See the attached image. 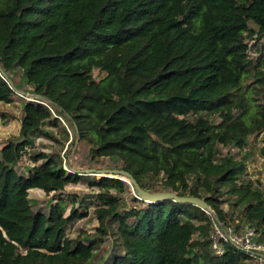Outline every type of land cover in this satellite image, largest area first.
I'll list each match as a JSON object with an SVG mask.
<instances>
[{
    "label": "trees",
    "instance_id": "trees-1",
    "mask_svg": "<svg viewBox=\"0 0 264 264\" xmlns=\"http://www.w3.org/2000/svg\"><path fill=\"white\" fill-rule=\"evenodd\" d=\"M263 37L264 0H0V117L21 121L0 144V264H91L96 239L67 234L82 216L76 197L68 213L64 199L37 210L29 200L30 189L61 197L67 184L90 178L74 172L77 140L93 164L117 158L143 188L160 181L213 210L172 200L128 209L110 193H126L128 182L93 177L99 231L117 224L119 252L104 264L251 261L230 244L216 255L210 236L215 219L226 222V201L264 236V192L243 178L247 155L230 151L252 148L250 136L264 131V104L250 110L244 83L260 67L264 100V59L250 55ZM95 70L105 76L97 80ZM14 72L46 99H16L24 87ZM61 117L75 133L66 161L34 150L29 173L21 171L26 148L46 125L62 127Z\"/></svg>",
    "mask_w": 264,
    "mask_h": 264
},
{
    "label": "rangeland",
    "instance_id": "rangeland-1",
    "mask_svg": "<svg viewBox=\"0 0 264 264\" xmlns=\"http://www.w3.org/2000/svg\"><path fill=\"white\" fill-rule=\"evenodd\" d=\"M251 58L253 62L262 61L264 59V37L258 40H252V49H251ZM258 70H253V75L251 78H248L244 81L245 85L248 87V95L251 99L252 105L250 110H254L257 107V104H264V100L262 98V89L260 84L257 82L256 77L259 75L260 67ZM94 75L97 80L103 78L105 76L104 72L100 70H95ZM13 81L16 84H20L24 87V90H20L22 92H26V96L18 93L15 95L16 99L18 97H22L24 99H36V95L31 93L32 87L27 84L21 74L19 72H14L12 75ZM1 106V104H0ZM5 108L9 107L8 105L4 106ZM17 115H19L17 113ZM62 127L68 131L69 134L63 130L61 126L52 127L50 125H46L43 129L44 132L37 134L36 142L34 146H28L26 151L24 152L21 159V171L26 174L29 173L30 168L33 166L31 158V153L36 151H44L46 153H58L61 154V157H64L66 161V153L73 148V138L75 137V133L73 132L72 126L68 121H66L63 117L60 118ZM213 120L216 122L219 121V117H213ZM21 128V121L18 116L10 117L6 120H3L0 117V144L4 143L6 139L10 136L18 135ZM53 134V138L48 134ZM263 136L264 131L258 134L251 135L249 138L250 145L252 148H246L242 151H238L236 148H222L221 153H227L228 150H232V155L234 156H244L247 155L245 164L246 171L244 173V177L247 180L252 182L253 187L260 188L264 192V156L261 155V148L263 147ZM56 137V139L54 138ZM66 137L67 140H66ZM76 146L72 152L71 161L78 170L88 169V168H122L121 163L117 158H106L102 164L95 165L92 163L90 157L89 146L82 141L77 140ZM43 160H39L36 164H42ZM92 165V166H91ZM64 168L69 170V167L66 163H64ZM90 177L84 178L77 183H69L66 185L65 191L61 197L54 195L52 192L47 193L43 189L33 188L29 190V200L34 209H42L45 204H50L52 202L57 201L58 199H64L67 202L69 212L70 207L73 204V199L76 197L77 201L75 202L76 207L82 213V216L75 219L67 228V234L70 237H82L89 239H96L97 248L94 250V254L91 260V264H104L109 261L110 257L113 255L114 251L119 252V248L117 247L116 236L113 234L114 228L117 224H113L109 227V233L107 235H102L99 231V221L97 219L95 209L98 205L101 204V201L98 197H96L99 192V185H89V180L95 177V181H101L102 174H86ZM162 175V174H161ZM191 181V180H190ZM191 183V182H190ZM151 191H162L160 188V181L155 184V190ZM110 193L117 196L121 203H125L128 209L131 208H143L146 207L150 202L146 200H134L135 192L133 190L132 185H129V189L126 193L118 195L114 189H110ZM224 212H226V222H222L224 227L228 229L229 227H235L236 230H240L243 226V223L240 222L242 220V207L241 205H234L233 202L226 201L222 205ZM209 215L210 213L207 212ZM217 219L215 220V222ZM239 225V226H237ZM216 224L213 226L215 227ZM221 230L220 225H217ZM215 227V228H216ZM223 227V228H224ZM225 229V228H224ZM197 239V235L194 236V240ZM246 264H256L253 261L246 260Z\"/></svg>",
    "mask_w": 264,
    "mask_h": 264
},
{
    "label": "built area",
    "instance_id": "built-area-1",
    "mask_svg": "<svg viewBox=\"0 0 264 264\" xmlns=\"http://www.w3.org/2000/svg\"><path fill=\"white\" fill-rule=\"evenodd\" d=\"M215 224L216 226L220 225L222 228L220 230L219 227H213L210 236L212 248L216 255L220 256L224 254L225 245L230 244L234 249L248 256L256 264H264V236L255 227L243 224L240 230H236L235 227L226 229L219 220Z\"/></svg>",
    "mask_w": 264,
    "mask_h": 264
},
{
    "label": "water",
    "instance_id": "water-1",
    "mask_svg": "<svg viewBox=\"0 0 264 264\" xmlns=\"http://www.w3.org/2000/svg\"><path fill=\"white\" fill-rule=\"evenodd\" d=\"M18 93H21L26 96V92L19 91ZM36 99H46L43 95H36ZM29 100H33L31 98H28ZM78 174H102V176L112 177V178H119L122 180H125L129 184L132 185L133 190L135 192V196L142 200H149L150 203L160 202V201H167L172 200L179 203H186V204H192L195 206H198L205 210L206 212L212 213V209L207 201H205L203 198L198 196H191V195H180L176 191H151L148 189L143 188L138 181L134 178V176L127 170L123 168H88V169H82V170H76L74 171Z\"/></svg>",
    "mask_w": 264,
    "mask_h": 264
},
{
    "label": "bare ground",
    "instance_id": "bare-ground-1",
    "mask_svg": "<svg viewBox=\"0 0 264 264\" xmlns=\"http://www.w3.org/2000/svg\"><path fill=\"white\" fill-rule=\"evenodd\" d=\"M147 201V200H146ZM147 202H150L149 200Z\"/></svg>",
    "mask_w": 264,
    "mask_h": 264
}]
</instances>
